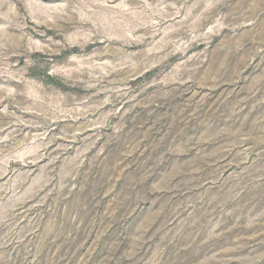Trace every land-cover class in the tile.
<instances>
[{
	"label": "rangeland",
	"instance_id": "rangeland-1",
	"mask_svg": "<svg viewBox=\"0 0 264 264\" xmlns=\"http://www.w3.org/2000/svg\"><path fill=\"white\" fill-rule=\"evenodd\" d=\"M0 264H264V0H0Z\"/></svg>",
	"mask_w": 264,
	"mask_h": 264
}]
</instances>
